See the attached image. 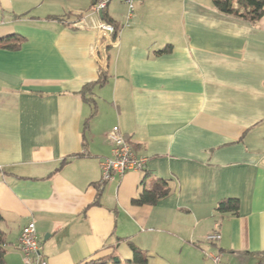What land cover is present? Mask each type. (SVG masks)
Segmentation results:
<instances>
[{
	"label": "crops",
	"instance_id": "crops-1",
	"mask_svg": "<svg viewBox=\"0 0 264 264\" xmlns=\"http://www.w3.org/2000/svg\"><path fill=\"white\" fill-rule=\"evenodd\" d=\"M91 4L0 0V41L23 38L18 49L0 42L6 264H24L18 237L29 222L44 264L114 251L123 264L130 244L146 264H210L206 253L264 264V10L251 24L211 0H137L127 21L112 0L105 13L118 31L99 59L98 33L73 26ZM101 71L91 117L79 92ZM114 127L147 161L100 186ZM161 181L166 197L132 203ZM228 199L236 215L217 211ZM214 225L221 238L208 244Z\"/></svg>",
	"mask_w": 264,
	"mask_h": 264
},
{
	"label": "built area",
	"instance_id": "built-area-1",
	"mask_svg": "<svg viewBox=\"0 0 264 264\" xmlns=\"http://www.w3.org/2000/svg\"><path fill=\"white\" fill-rule=\"evenodd\" d=\"M110 1L112 0H91L92 4L89 13L77 19L73 24L76 28L94 30L98 33L99 40L94 50L99 55V59L106 57V48L116 39V35L113 37L115 34L113 25L104 21L103 17H100V14L103 16ZM122 1L127 7L126 20H131L134 17L137 0ZM107 139L112 146L111 157L104 159L99 164L101 173L100 186L110 182L115 176L121 177L127 172H140L144 169L147 158L134 152L130 140L120 132L118 127H114L109 131ZM220 238L218 226L214 225L212 232L205 237V241L208 244H214ZM18 248L23 256L24 264H44L38 259L37 234L32 222H29L21 229L18 237ZM204 256L209 260L210 264H222L217 253H206ZM31 257H34L33 261H31Z\"/></svg>",
	"mask_w": 264,
	"mask_h": 264
},
{
	"label": "trees",
	"instance_id": "trees-1",
	"mask_svg": "<svg viewBox=\"0 0 264 264\" xmlns=\"http://www.w3.org/2000/svg\"><path fill=\"white\" fill-rule=\"evenodd\" d=\"M211 4L216 11L221 14L234 16L251 24L258 22L264 10V0H211ZM82 15H79L77 19L81 18ZM103 19L109 24H112L115 29L116 35L118 31V26L115 25L109 18L106 13H103ZM2 44H7L4 48L7 49H18L23 42V38L20 37H10L0 41ZM162 51H160L161 53ZM107 80L106 71H101L96 82L85 85L79 94L81 95L84 102L91 104L92 114L91 117L96 113V107L94 101L91 98L92 90L95 87H102ZM88 120L83 124L84 129L87 128ZM169 193V189L166 185V182H158L153 188L143 190L138 197L132 200L134 205H154L160 199L166 197ZM238 202L234 199L223 200L218 203L217 211L219 212H231L233 215L237 214ZM3 217L0 213V224L3 222ZM7 245V234L0 227V264H6L5 261V252ZM132 257L129 260H126L123 264H146L147 258L144 253L135 248L130 244ZM83 264H122L120 258L114 251L113 253L96 259H91Z\"/></svg>",
	"mask_w": 264,
	"mask_h": 264
},
{
	"label": "water",
	"instance_id": "water-1",
	"mask_svg": "<svg viewBox=\"0 0 264 264\" xmlns=\"http://www.w3.org/2000/svg\"><path fill=\"white\" fill-rule=\"evenodd\" d=\"M100 17H103L102 14H100Z\"/></svg>",
	"mask_w": 264,
	"mask_h": 264
},
{
	"label": "rangeland",
	"instance_id": "rangeland-1",
	"mask_svg": "<svg viewBox=\"0 0 264 264\" xmlns=\"http://www.w3.org/2000/svg\"><path fill=\"white\" fill-rule=\"evenodd\" d=\"M124 259V258H123Z\"/></svg>",
	"mask_w": 264,
	"mask_h": 264
}]
</instances>
